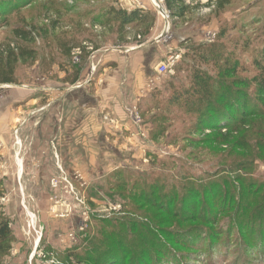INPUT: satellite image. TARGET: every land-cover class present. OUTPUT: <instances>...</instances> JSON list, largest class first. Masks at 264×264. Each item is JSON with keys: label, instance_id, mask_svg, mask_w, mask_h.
I'll return each mask as SVG.
<instances>
[{"label": "rangeland", "instance_id": "obj_1", "mask_svg": "<svg viewBox=\"0 0 264 264\" xmlns=\"http://www.w3.org/2000/svg\"><path fill=\"white\" fill-rule=\"evenodd\" d=\"M101 1L93 2L94 8L102 9L97 6ZM191 1L184 3L189 10L187 24L176 21L175 28L172 23L179 42H170L176 46L150 48L144 56L148 79L160 77L156 69L170 55L180 57L172 73L160 77L155 90L146 84L138 94L135 106L142 120L138 126L148 136L144 148L128 147V161L121 163L115 152L106 147L100 151L107 153L106 163L100 159L89 166H76L75 156L68 154V161H62L63 166L59 167H48L50 162L37 158L40 155L34 153L29 136L45 127L40 122L45 112L49 117L56 115L55 101L51 100L62 92L61 87L64 93L70 89L66 85L70 75L65 70V76L60 73L61 60L46 26L52 15L45 17L44 13L56 6L69 24L70 15L84 8L71 7L78 0L5 2L2 9L7 12L9 26L0 30L1 44H20L15 40L14 28L36 26L42 34L36 42L21 44L36 48V62L17 65L16 83H0V222L8 223L10 231V236L0 243V264H135L128 262L133 258L125 254L128 249L122 250L123 244L126 247L134 239L138 247L141 245L150 254L147 258L144 253L140 264H264V103H258L260 88L253 82L264 66V0H231L228 10L220 14L217 11L221 0L210 10L206 6L213 0ZM129 2L114 7L127 9L134 5ZM149 3L156 10L151 0ZM105 6L113 3L102 5ZM242 7L249 9L243 12ZM135 8L133 11H139ZM86 22V27L101 36L108 32L103 25L101 33L94 28L98 23ZM161 23L164 25L162 19ZM113 33L106 44L117 39ZM211 33L215 34L214 39L210 38ZM88 42L100 50L95 57L98 70L93 75L89 54L79 64L71 57V63L82 69L83 81L99 77L106 47H129ZM229 66H236L235 77L240 82L247 80L249 87L231 85L232 78L221 82L219 74ZM196 72L216 78L211 85L213 93L224 91L221 83L229 85L234 93L242 89L239 92L248 97L246 110L252 115L263 112L251 119L248 128L241 127L240 135L231 144H215L214 139L220 134L201 123V108L207 109L208 104L201 106V98L193 95L196 87L192 77ZM175 90L183 94L182 99H177ZM13 93L16 98H8ZM31 96L40 99L32 109L24 103ZM8 99L10 103L17 100L14 126L9 122L15 110L6 107ZM238 103L244 101L240 99ZM43 105H47V111L42 112ZM208 120L206 124H213L215 116ZM57 140L52 138L56 146ZM52 149L56 157L59 149ZM53 180L59 182L57 187ZM133 183L144 195L151 196L154 190L156 205L164 207V214L155 209L153 218L145 220L144 216L128 213L131 202L123 197L126 189L121 186L131 188ZM218 187L225 192V199ZM205 198L207 204L201 203ZM170 205L175 210L171 211L172 216L167 214ZM134 221L142 230L141 226H145L142 237L133 234ZM123 223L127 228L120 234Z\"/></svg>", "mask_w": 264, "mask_h": 264}, {"label": "crops", "instance_id": "obj_2", "mask_svg": "<svg viewBox=\"0 0 264 264\" xmlns=\"http://www.w3.org/2000/svg\"><path fill=\"white\" fill-rule=\"evenodd\" d=\"M96 1L99 0H93V2ZM123 1L124 0H102L98 2L97 6L102 8L103 4L112 3L113 6L117 3L122 6L124 4ZM141 1L148 8L146 7L147 9L145 11H139L145 13L148 20L151 16L154 18L155 15L156 17L150 24L149 31L145 32L144 29L133 26V29H130L131 34H133L131 40H129L130 33L128 34L129 37L124 42L115 41L106 44V40V46L112 44L119 45L121 43L120 46L124 45L129 47L118 46L114 47L118 48L117 50L109 53L107 52L104 56L105 60L102 63L99 77L89 81H83V75L81 73L78 81L74 82V77L66 81V85H70V89L67 90V93H64L62 87L60 90L62 92L60 93L57 90L58 88H56L55 91L58 93L55 99L51 100L52 102L55 101L54 107L56 115L49 117L47 115L48 112H45V115L40 118L42 126L44 125L45 127L42 130H35L33 133L30 132L31 134L29 136L33 139L31 144L33 146L32 149L34 148V153H39L40 157L37 158L41 161L46 159L43 163L50 162V164L47 165L48 167H59L60 164L63 166V162L68 161V154L75 156L73 160H75L76 166H82L83 163H86L87 166L96 165L99 163L100 159L102 162L106 163L108 158L107 153L100 152L106 149V147L111 148V150L115 152L119 160L118 162L122 163L128 161L126 160V150L128 147L137 149L139 146V148H144L143 143L148 139V136L145 134L143 127L138 126V124L135 125L132 117H130V110L136 107L135 103L138 100V94L141 88L149 84L151 79L156 78L149 77L150 79H148L144 70V56L150 48H161L164 50L166 47L173 49L176 45L175 43L154 42V39L162 34L164 29L161 23L162 18L159 16L158 11L156 12V10L150 6V0ZM164 3L167 10L172 14L170 32L174 34V27L177 28L175 26L176 21L178 22L181 20L182 24H187L189 11L186 12L184 17H181L180 14L177 13V8L184 4L183 0H172L171 6L167 3V0H165ZM124 9L123 11H125ZM245 9L249 8L242 7L241 11ZM138 35L142 36L141 41L137 39L136 36ZM173 40L174 42L175 40L179 42L175 34ZM135 46L138 47L128 52L129 49ZM131 52L133 53L128 55ZM59 67L61 75L65 76L62 72L63 69H61V66ZM12 97H15L14 93L8 96V98ZM16 101L17 100L14 99L10 103L9 100L6 107L12 110L15 107ZM39 101L40 99L31 96V98L25 100L24 103L25 106H32V109L33 104ZM42 107V112L47 111V105H43ZM16 109L17 108H14L15 112L12 118L10 117L11 122L9 123L12 126H14L13 123L17 121L18 117ZM51 122L57 126L56 129L53 128V124L50 125ZM0 128H2L1 121ZM52 138L58 139L56 141L57 146L52 143ZM56 147L59 150H56L57 156L55 157L56 153L52 148L56 149ZM90 151L92 154L88 156ZM129 155L131 154L129 153ZM86 160H89V162H85Z\"/></svg>", "mask_w": 264, "mask_h": 264}, {"label": "trees", "instance_id": "obj_3", "mask_svg": "<svg viewBox=\"0 0 264 264\" xmlns=\"http://www.w3.org/2000/svg\"><path fill=\"white\" fill-rule=\"evenodd\" d=\"M9 0H0V30L2 28H5L9 26V21L7 19V12L2 9L5 2H8ZM182 1V0H181ZM231 0H221L218 6L217 14L223 13L231 6V3H229ZM167 3L171 6L172 0H167ZM78 5H81L84 9L81 12H75L76 14L71 16V22L68 24L65 22V19L63 15L56 9L58 7L52 6L51 9H49V13H44L45 17L52 15L50 19H48V22H46L47 29L50 31L51 38L53 39V44L57 48V52L59 54V58L61 61L59 62V65L61 66V69L65 70L67 74H71L70 78L74 79V82L78 81L80 79L82 69L80 70L78 65H75L74 63H71V57H72V51L74 48L83 46L84 42L90 41H99L98 43H103L104 41L108 40L112 36V32L115 33L114 37H117L115 40L117 41H125L129 37V29H133V26L144 29L145 32L149 31L150 24L152 23V16L148 17L145 13L142 11H133V13H127L121 9H116L114 6H105L102 7V9L97 10L94 8L93 0H78L77 5L71 6L76 7ZM244 5V4H243ZM233 9H235L233 7ZM72 12L73 10L76 11V8L70 9ZM178 14H180L181 17H184L186 12H188V8L182 4L177 8ZM69 12V10L65 11V13ZM245 12V11H244ZM91 14V16H90ZM54 15V16H53ZM72 18L74 21H72ZM154 19V18H153ZM87 20H90L91 24L94 25L95 23H98L100 25H103L105 28H107L108 32L103 34L102 36L97 34L95 30H93L90 27H86ZM27 25V24H26ZM42 26V25H41ZM45 31L46 28H44ZM14 35L15 40L20 44L10 43L7 45H3L0 42V83L3 84H14L17 81L16 75V68L18 64H26V62H36V58L38 56V53L36 52V48L32 47H24L21 46V44H28L32 42H36L39 36H41V31L37 30L36 26H30L25 28L23 30H20L18 28H14ZM113 33V34H114ZM91 34H94L93 37H91ZM111 34V35H110ZM44 40L47 39L46 35H42ZM42 38V37H41ZM98 45V44H97ZM207 46H204L202 48H205ZM52 49V47L50 48ZM199 53V51L196 50V53ZM88 53H85L84 56H87ZM71 64V65H70ZM262 74L258 75L253 79V82L259 85L260 88V100L258 99V103H264V66L261 68ZM225 73L219 74V79L221 82H228L232 78L231 85H235L237 87L241 86L243 88L244 86L249 87L248 81L243 80L240 82L239 78L235 77L238 74L236 66L234 67H228ZM222 78V79H221ZM215 77H211L209 75L204 76L203 74H199V72L194 73L192 77V83H194V86L196 87L194 90L193 95L197 98L200 97L201 99L198 101V103L202 106L203 103L208 104V108H201V123L205 124L208 130L210 131H216L220 135L219 137H216L215 144H221V145H227L231 144L236 136L240 135L241 127L248 128V124L251 123V119L258 118L259 116L263 115V112L256 113L255 115H252V113L248 112L246 108L248 107V101L246 95L244 93H241L237 90V92H233L230 88V86L221 83V85L225 88L224 91L221 93H213L214 87H212V83H215ZM218 79V80H219ZM217 80V81H218ZM177 99H182L183 94H179L177 90ZM190 94V93H185ZM204 95V96H202ZM242 99L244 101V105L242 103H238L239 100ZM238 101V102H235ZM242 104V105H239ZM199 111V110H197ZM196 111V112H197ZM215 116V121L213 124H206L208 119H213ZM210 121V120H208ZM243 135V134H241ZM213 140V141H214ZM203 142V140H202ZM198 142V143H202ZM223 142L225 144H223ZM225 145V146H226ZM125 179L123 180V182ZM129 184V183H126ZM124 187L126 190V193L123 194V197L131 202V208L130 211H127L128 213L134 215V216H144L145 220H150L153 218L151 216L153 210L157 209L158 212H162L160 214H164V207L157 206L155 197L153 196L155 194V191L153 190L151 196H147L143 194V191H140L137 187L138 185L133 183L132 187H128L126 185L121 186V188ZM154 188V186H153ZM219 188V187H218ZM218 191V190H217ZM223 194L225 199V192H222V187L219 188V193ZM208 194L212 195V192L209 191ZM168 199V198H167ZM165 200V199H164ZM207 198L205 200L200 201L201 203L207 204ZM194 203L193 205H195ZM189 208H191L190 204H186ZM173 206L170 205L169 210L167 211V214L172 216L173 212ZM156 214V213H155ZM197 214V213H196ZM157 216V215H155ZM143 219V220H144ZM133 223V234L137 233L138 238L142 237V232L146 228L145 226H141L143 230L136 224H138L137 221L131 222ZM8 223H5L4 221L0 222V243L1 241H5L10 236L9 227L7 225ZM121 230H119V233L122 234L123 230L127 228V224L123 223L121 224ZM258 235H262V233H259ZM262 238V236L259 237V239ZM264 238V236H263ZM137 239H134V241L130 242L129 245L127 244L125 247V244H123L122 250L128 249V252L125 254L129 256H133L131 258L132 260H128V262L133 261L135 264L138 263L141 257L149 258L150 254L149 251L144 250L141 248V245H137L136 243ZM171 241V240H170ZM168 241L167 243H169ZM170 244V243H169ZM254 245V243H253ZM141 248L140 253H138V249ZM125 252V251H124ZM135 254V255H134ZM142 263V261H139V264ZM118 264V262L116 263ZM126 264V263H122Z\"/></svg>", "mask_w": 264, "mask_h": 264}, {"label": "built area", "instance_id": "obj_4", "mask_svg": "<svg viewBox=\"0 0 264 264\" xmlns=\"http://www.w3.org/2000/svg\"><path fill=\"white\" fill-rule=\"evenodd\" d=\"M127 0L123 1L124 3ZM191 0H184V3L187 4V2H189ZM198 1V0H195ZM209 3L211 0H207ZM216 1L217 0H213V2L211 1V5L210 6H206V9L210 10L212 8H215L216 5ZM134 3V5L130 8H125L126 12H132L133 11V7H136V9L145 11L147 8L145 6V4L141 1V0H130V4ZM153 6L156 8V11H158L159 16L162 18L163 22H164V29L162 34H160L156 39H154V42L156 43H171L170 41H173L174 39V34L170 32L171 26H170V21L172 19V14L170 11L167 10L165 3L163 2V0H151ZM194 2V1H191ZM200 3V2H199ZM200 6V4H199ZM94 28L98 31V32H103V30L105 29L103 26L99 25V24H95ZM138 40L142 39V36H136ZM215 34L211 33L210 38L214 39ZM129 40H131V38H129ZM138 46H135L134 48H131L128 50L132 51L135 48H137ZM106 50L104 52H110V51H114L117 50L118 48H105ZM100 52V50H95V46L94 44L90 43V42H84L83 46L81 47H77L74 48V50L72 51V57L74 60L75 64H79L82 60V57L84 56L85 53L89 54L88 59L89 60V68H90V72H92V75L98 70V62L96 63L95 61V57L96 54ZM178 61H180V57L176 56V55H170L168 58L165 59L164 62L160 63V65L157 67V73L158 76L160 77H166L167 75L171 74L173 71V68L178 64ZM156 77L155 79H151L149 84H148V89L150 90H155L158 85H159V80L161 78ZM92 80V79H89ZM88 80V81H89ZM130 115L132 117V120L137 123L140 124L142 122L141 120V116L139 113V110L137 107L132 108L130 110ZM59 182L57 180H53L52 184L54 185V187H57L59 184ZM70 238H74L73 235L70 236Z\"/></svg>", "mask_w": 264, "mask_h": 264}, {"label": "bare ground", "instance_id": "obj_5", "mask_svg": "<svg viewBox=\"0 0 264 264\" xmlns=\"http://www.w3.org/2000/svg\"><path fill=\"white\" fill-rule=\"evenodd\" d=\"M20 163H21V161H20Z\"/></svg>", "mask_w": 264, "mask_h": 264}]
</instances>
